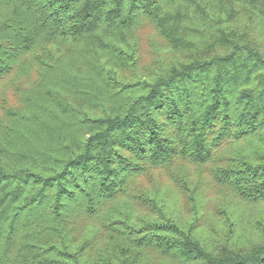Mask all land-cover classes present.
<instances>
[{"label":"trees","instance_id":"1","mask_svg":"<svg viewBox=\"0 0 264 264\" xmlns=\"http://www.w3.org/2000/svg\"><path fill=\"white\" fill-rule=\"evenodd\" d=\"M11 91L0 264H264V0H0ZM155 170L190 218L141 183Z\"/></svg>","mask_w":264,"mask_h":264},{"label":"rangeland","instance_id":"2","mask_svg":"<svg viewBox=\"0 0 264 264\" xmlns=\"http://www.w3.org/2000/svg\"><path fill=\"white\" fill-rule=\"evenodd\" d=\"M154 36V33H152V30L149 29V27L143 29V31H140L139 33V43L141 46L142 51V64L146 65L154 58V53L151 52L152 49L158 48V40L157 38H152ZM156 43V46L154 45ZM150 48V49H149ZM151 52V53H150ZM157 58V56L155 57ZM5 99L8 103V106H12L17 101V96L12 91L8 93H0V100ZM1 114V112H0ZM187 168L189 171L194 174L195 176H199L201 179H203L204 184H206V196L208 200L206 201V206L203 212V216L200 220V222L204 223L206 227L208 228H215L219 233L220 227L222 226V217L216 212V208L213 207L214 203L221 201V198L223 197L220 192H218L214 186L211 184L210 180L207 177V174L203 169L200 167L194 166V165H187ZM143 184H146L148 186H157L159 188H166V195L168 197L169 203L173 201L174 207L176 210H178L182 215L190 218V212L188 211V207L185 205V200H183L180 195L177 194L175 186L171 184V182L168 180L166 175L161 172L160 170H155L152 173V183L147 179L141 180ZM229 197V196H228ZM232 201H236V199L233 198ZM245 208L247 209V216L249 218H254V215L260 211L259 208H252L249 205H245ZM209 231V230H208ZM211 234H213V231H209Z\"/></svg>","mask_w":264,"mask_h":264}]
</instances>
